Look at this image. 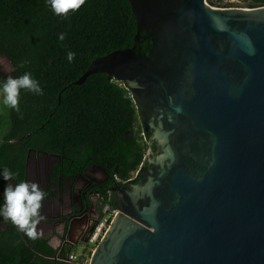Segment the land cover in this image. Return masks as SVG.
Listing matches in <instances>:
<instances>
[{"label":"water","instance_id":"water-1","mask_svg":"<svg viewBox=\"0 0 264 264\" xmlns=\"http://www.w3.org/2000/svg\"><path fill=\"white\" fill-rule=\"evenodd\" d=\"M127 2L133 47L73 84L103 74L127 86L157 155L135 185L112 189L118 212L88 264H264V7ZM142 31L148 57L135 54ZM67 237L57 260L77 244Z\"/></svg>","mask_w":264,"mask_h":264},{"label":"trees","instance_id":"trees-1","mask_svg":"<svg viewBox=\"0 0 264 264\" xmlns=\"http://www.w3.org/2000/svg\"><path fill=\"white\" fill-rule=\"evenodd\" d=\"M247 7H264V0H249ZM60 34L65 36L63 41L58 39ZM135 35L127 0H86L67 18L55 15L48 0H0V56L5 55L13 69L0 74V85L8 76L29 72L43 91L36 95L22 90L19 112L3 105L0 95V206L7 183L28 181L26 163L35 152L58 157L50 178L59 184L83 174L90 162L126 185L138 182L148 167L143 165L135 177L131 174L155 144L141 127L129 89L103 74L73 84L93 60L132 48ZM138 42L135 54L148 57L152 49L149 34L140 32ZM69 51L75 53L71 62ZM22 61L23 68L19 67ZM4 167L17 173L14 180L2 179ZM106 204L115 209L106 199L100 202L99 211ZM51 255L46 240L29 239L0 216V264H80L79 260L65 263L46 257Z\"/></svg>","mask_w":264,"mask_h":264},{"label":"clouds","instance_id":"clouds-1","mask_svg":"<svg viewBox=\"0 0 264 264\" xmlns=\"http://www.w3.org/2000/svg\"><path fill=\"white\" fill-rule=\"evenodd\" d=\"M48 3L55 15L67 18L70 13L78 11L86 3V0H48ZM58 39L63 41L64 34H60ZM74 58L75 53L69 51L67 53L69 62ZM24 65L25 62L22 61L19 67L23 68ZM22 90L36 95L43 94L39 82L32 77L31 73L25 72L16 78L8 76L0 85L3 105L19 112ZM16 175L17 173L10 171L8 167H4L2 170L4 181L14 180ZM46 196L47 193L37 183L28 181H20L15 184L7 183L2 194L3 204L0 206V216L29 239L36 240L43 235V231L38 228V225L45 219L41 214V209Z\"/></svg>","mask_w":264,"mask_h":264},{"label":"flooded vegetation","instance_id":"flooded-vegetation-1","mask_svg":"<svg viewBox=\"0 0 264 264\" xmlns=\"http://www.w3.org/2000/svg\"><path fill=\"white\" fill-rule=\"evenodd\" d=\"M3 60L5 61V64L9 65L10 71L5 69L4 70L5 72H3L2 71L3 68L0 65V74L7 75L11 73L13 69H12V66H10V64L5 59ZM115 83H118V82H115ZM148 131H149L148 134L153 140V137H152L153 130H148ZM156 155L157 153H156L155 148L154 150H149L146 153V157L144 158L145 163L143 162L140 165L139 169L135 173H132L131 176L132 177L137 176L139 174V170L141 169L143 165L147 167L151 166L149 160ZM31 156L32 157H30V159H28L27 161L28 163H30L29 164L30 168L35 167L37 165L40 167L46 166L47 169L51 171V176H52V165L54 162L58 161L57 156L53 154H47V153L38 154L37 152L33 153ZM90 163L92 165L89 166L83 174H78L77 178L72 180L73 189L71 191L68 190V188L70 189V187H68L67 182L59 184V182H56L55 179L50 178V180L53 181L54 183L53 187L54 188L57 187L58 188L57 191L60 192L59 202L63 203L62 205H60L63 207L62 208L63 211L66 213V215H70V217L76 218L75 222L81 223L83 225V229H81L82 232L80 233L78 240L75 242V243L79 242L81 244H84V243L83 241H80V240H84L87 237V235H89L88 233H89L90 228L100 217L99 215V213L101 212L99 211L100 202L103 200L109 199L110 201L114 203L115 202L114 194L116 193L117 189L115 190H112V189L116 187H118V189H122L126 186H129V185H126L125 181H122L116 177L113 178L112 175L110 173H106L105 170L101 166L95 164L94 162H90ZM115 171H117V168H115ZM28 179H29V174H28ZM41 187L44 191L46 190V186H41ZM104 194L106 197L104 196ZM78 201H79V204H78ZM45 202H49L48 199ZM60 203H58L57 205L59 206ZM44 208H45V205L42 208V210ZM81 213H84V215H80ZM76 215H79V217L78 218L75 217ZM69 225L72 228L73 225L71 221L69 222ZM66 237L67 235L65 232L63 234V237L61 238V241L65 239ZM70 238H71V233L68 234L67 239L69 240ZM71 242L74 243L73 241Z\"/></svg>","mask_w":264,"mask_h":264},{"label":"crops","instance_id":"crops-1","mask_svg":"<svg viewBox=\"0 0 264 264\" xmlns=\"http://www.w3.org/2000/svg\"><path fill=\"white\" fill-rule=\"evenodd\" d=\"M29 164L27 166V173L29 174L28 182L37 183L41 189H42L41 186H46V190L48 187L51 186L50 188L51 194H49L48 197L44 200L45 208L43 210L41 209L42 215L45 217V219L41 221L40 225H38V228L43 231V235L40 238L46 240V245L50 248V252L52 254L51 256H46V257L57 260L56 257L58 253L62 250L61 238L63 237V234L68 230L67 227H70L69 222L71 221L73 225L72 228L70 227L68 231L69 234L71 233V239L74 243L78 240L80 233L82 232L81 229H83V225L81 223L75 222L76 218H72L70 217V215H66V213L62 209L63 207L60 206L63 204L59 202L60 192L57 191L58 190L57 187L56 188L53 187L54 185L53 181L51 180L50 182L48 181V179H50L51 177V171L48 170L46 166L40 167L37 165L35 167L30 168ZM28 174H27V178H28ZM67 183H68V187H70V189L68 188V190L71 191L73 189V185H72L73 181H68ZM47 199L49 202H45L47 201ZM58 203H60L59 206L57 205ZM80 215H84V213H81ZM77 246H81L85 252L86 245L78 242L73 247L70 255H74L77 258V261L79 260L80 264H83L81 260H84V254L80 258H78L76 256V253L73 251L74 248Z\"/></svg>","mask_w":264,"mask_h":264},{"label":"built area","instance_id":"built-area-1","mask_svg":"<svg viewBox=\"0 0 264 264\" xmlns=\"http://www.w3.org/2000/svg\"><path fill=\"white\" fill-rule=\"evenodd\" d=\"M207 3L208 2L205 0L206 5H208ZM208 6H213V5L211 4ZM222 9H228V8H222ZM230 9H232V8H230ZM139 135H140L142 142H145L144 133L141 132ZM145 156H146V154H145ZM117 212L118 211L116 209H112L108 205L103 207L99 219L97 220L96 224L94 225L91 233L88 235L87 245L85 246L84 260H82L83 264L89 263L90 257L92 256V253L94 252L97 245L101 242L102 238L104 237L106 231L108 230V228L110 226L112 219L116 216ZM75 260H76V257L74 255H69L68 263L73 262Z\"/></svg>","mask_w":264,"mask_h":264},{"label":"rangeland","instance_id":"rangeland-1","mask_svg":"<svg viewBox=\"0 0 264 264\" xmlns=\"http://www.w3.org/2000/svg\"><path fill=\"white\" fill-rule=\"evenodd\" d=\"M211 1H212V5H213L211 7H216V8H232V9H242L243 8V9H247L248 8L247 6L249 4V0H223L221 3H219L215 0H211ZM0 65L3 68L2 69L3 72H5L4 71L5 69L10 71L9 65L5 64V61L3 60V58H0ZM3 66H5V67H3ZM73 251L76 253V256L78 258H80L85 253L81 246L75 247Z\"/></svg>","mask_w":264,"mask_h":264}]
</instances>
